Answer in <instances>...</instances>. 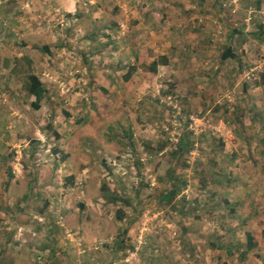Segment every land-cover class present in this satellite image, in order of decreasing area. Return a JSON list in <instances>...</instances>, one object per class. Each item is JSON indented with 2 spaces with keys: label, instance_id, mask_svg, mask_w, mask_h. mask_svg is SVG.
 <instances>
[{
  "label": "rangeland",
  "instance_id": "374dc122",
  "mask_svg": "<svg viewBox=\"0 0 264 264\" xmlns=\"http://www.w3.org/2000/svg\"><path fill=\"white\" fill-rule=\"evenodd\" d=\"M258 23L264 0H0V264H264Z\"/></svg>",
  "mask_w": 264,
  "mask_h": 264
},
{
  "label": "trees",
  "instance_id": "16d2710c",
  "mask_svg": "<svg viewBox=\"0 0 264 264\" xmlns=\"http://www.w3.org/2000/svg\"><path fill=\"white\" fill-rule=\"evenodd\" d=\"M68 16H71L70 14ZM72 17V16H71ZM258 27V35L264 37V24H257ZM43 48L46 50V46L44 45ZM227 57V55H224V58ZM168 60L165 55H161L156 59H153L150 61L147 69L145 70L148 73L156 74L157 72V67L158 65L162 64H167ZM134 70V67H129L128 71L126 72L129 76L131 72ZM259 72V71H258ZM260 78L258 83L256 84H262L264 85V72L260 71ZM27 80H28V88L27 92L30 95L34 96L33 102L31 103L34 107L39 108L40 105L42 104L43 98H45V93L46 89L42 85L41 80L37 77L36 74L29 73L27 75ZM45 96V97H44ZM47 99V98H46ZM167 142V141H165ZM163 144L159 146V150H161ZM191 148V141L187 140L186 138H180V140L176 143L175 146L172 147L170 151L167 152V155L164 156V158H159L157 160V164L155 165V169L157 171L158 177L162 179L164 175L167 177L169 180V188L163 193L162 199L165 200H171L173 199L182 189V187L185 185V182H181V187L180 185H177L176 180L174 179L172 173L176 169L178 164H184V159L183 157L185 156L184 153L188 152ZM185 165V164H184ZM223 176L225 177L224 182H226V186H231L230 183L233 181V174L232 171H229L227 173H222ZM175 183V184H174ZM222 183V181H220ZM236 208V207H234ZM184 208H182L183 210ZM252 236L250 233H246V241H247V247L252 246ZM213 246H215L217 249H223L228 253V255L231 254V243L227 242H218V243H213Z\"/></svg>",
  "mask_w": 264,
  "mask_h": 264
},
{
  "label": "crops",
  "instance_id": "0c3cea01",
  "mask_svg": "<svg viewBox=\"0 0 264 264\" xmlns=\"http://www.w3.org/2000/svg\"><path fill=\"white\" fill-rule=\"evenodd\" d=\"M211 10L212 8L211 7H206V11L207 10ZM218 16H220V14H218L217 12H215ZM215 14V15H216ZM208 15H213V14H208ZM167 17V16H166ZM147 18L149 19V15H147ZM186 18V17H185ZM184 22H179V23H174V24H183ZM112 23H109L108 25H111ZM185 27H187L186 25H184V27L183 28H181L180 29V31L182 32V30H184V28ZM103 30H104V28H103ZM100 31H102V30H100ZM175 36H177V35H175ZM189 35H187L186 37H184V38H187ZM205 36V35H204ZM113 37H111L110 36V43H112V45H113V48L112 49H110V52H112L113 54H115L114 53V50H115V48L117 47V41H115V40H113L112 39ZM179 39L176 41V43L178 44V45H184L185 43H187V44H189V43H192V41L193 42H196L197 43V45H192L191 46V49H194L195 51H197V47L196 46H200V43H204V42H207L208 44H210V42H209V40L208 39H203V37H201L202 38V41H201V38L198 36V35H196V39H194L192 36H189V39H183V37H178ZM165 39H166V37H165ZM141 40V39H140ZM139 41V40H138ZM109 42V41H108ZM166 45H168L169 47H170V45H171V40H168V42H166ZM227 46H228V48L226 49V51L225 52H227V53H223V55H227V56H230V55H228V53L229 54H231L232 55V57H234L235 55H234V53H235V51H234V49L232 48V47H230L231 46V44H230V40H229V42L227 43ZM104 47H105V45H104ZM99 48L100 49H103L102 47H100V45H99ZM201 51H203L201 48H199ZM232 49H233V51H232ZM166 56V58H167V60H168V63L172 60V59H170V56H171V54H169V55H165ZM118 57H120V56H118ZM127 57H129V55H127ZM177 59V57L175 58V59H173V60H176ZM234 63H237V59H235L234 60Z\"/></svg>",
  "mask_w": 264,
  "mask_h": 264
},
{
  "label": "built area",
  "instance_id": "2783aa9c",
  "mask_svg": "<svg viewBox=\"0 0 264 264\" xmlns=\"http://www.w3.org/2000/svg\"><path fill=\"white\" fill-rule=\"evenodd\" d=\"M263 62H264V60H263ZM260 67H261V66H260ZM260 67H259V68H260ZM251 75H253V73H252ZM248 78H249V77H248Z\"/></svg>",
  "mask_w": 264,
  "mask_h": 264
}]
</instances>
